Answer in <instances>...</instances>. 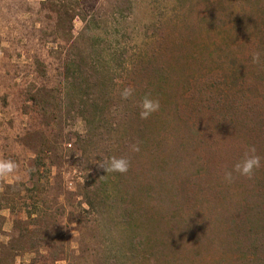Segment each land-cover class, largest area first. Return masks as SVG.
<instances>
[{
    "label": "rangeland",
    "instance_id": "obj_1",
    "mask_svg": "<svg viewBox=\"0 0 264 264\" xmlns=\"http://www.w3.org/2000/svg\"><path fill=\"white\" fill-rule=\"evenodd\" d=\"M0 160V264H264V0H0Z\"/></svg>",
    "mask_w": 264,
    "mask_h": 264
},
{
    "label": "clouds",
    "instance_id": "obj_2",
    "mask_svg": "<svg viewBox=\"0 0 264 264\" xmlns=\"http://www.w3.org/2000/svg\"><path fill=\"white\" fill-rule=\"evenodd\" d=\"M130 95L126 90L124 93L125 98ZM141 118L147 119L153 113L159 111V100L152 99L149 96H145L142 100ZM255 148L249 149L248 153H245L244 158L235 164L233 171L243 176L251 177L254 170L261 167L262 158L255 154ZM17 164L10 160H0V177L7 176L14 173L17 168ZM99 167L104 169L106 173H127L130 167V161L125 158L110 157L105 159L99 164ZM226 179H232V172L226 173Z\"/></svg>",
    "mask_w": 264,
    "mask_h": 264
},
{
    "label": "trees",
    "instance_id": "obj_3",
    "mask_svg": "<svg viewBox=\"0 0 264 264\" xmlns=\"http://www.w3.org/2000/svg\"><path fill=\"white\" fill-rule=\"evenodd\" d=\"M55 30H56V33L58 34V36H61V37H59V39L61 38L62 41H66L69 44H74L75 45V43H76L77 40L74 39V37L71 35V32L69 33V31L67 29H64L60 25L59 22H56L55 23ZM116 41H118V39H116ZM60 50H62V48H60L58 51H60ZM58 51H57V53H58ZM74 66H75V62H73V61L71 62V65L68 64V67H69L68 72H70L71 75L76 74L75 73L76 69H74V68L71 69L70 68V67H74ZM71 78L70 79H67V84L72 83V82H74L76 80V79H71ZM147 94L152 95V89L149 88V90L147 91ZM82 103H83L82 104L83 105L82 108H83V112H84L83 115H87V112H89L88 101H83ZM134 108L136 110L142 109V102L141 103H138V102L135 103ZM257 215L260 216V218L259 217H256L255 215H253L254 218H256V219L259 218L258 221L262 220V213L261 212L260 213H257Z\"/></svg>",
    "mask_w": 264,
    "mask_h": 264
}]
</instances>
